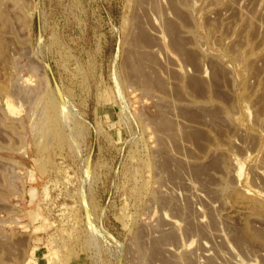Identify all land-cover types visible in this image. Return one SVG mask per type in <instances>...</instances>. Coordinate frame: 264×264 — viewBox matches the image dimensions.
I'll list each match as a JSON object with an SVG mask.
<instances>
[{"label":"rangeland","instance_id":"374dc122","mask_svg":"<svg viewBox=\"0 0 264 264\" xmlns=\"http://www.w3.org/2000/svg\"><path fill=\"white\" fill-rule=\"evenodd\" d=\"M0 264H264V0H0Z\"/></svg>","mask_w":264,"mask_h":264},{"label":"crops","instance_id":"0c3cea01","mask_svg":"<svg viewBox=\"0 0 264 264\" xmlns=\"http://www.w3.org/2000/svg\"><path fill=\"white\" fill-rule=\"evenodd\" d=\"M163 40V39H162ZM161 40V38L158 37H154V36H147L145 38H141L139 36H137L136 34H133L132 36V45H133V51H130L128 53L131 54H139L141 53L140 51H136V48H140V47H146L149 49L150 53H154L152 51H158L157 48H160V44L163 42ZM168 43V42H167ZM181 43L183 44V42L181 41ZM169 44V43H168ZM168 49L171 50V47H167ZM185 49V48H184ZM167 49L164 46V50H159L161 52H165ZM183 49L180 50V53H183ZM143 53V52H142ZM182 66V65H181ZM186 66V64H185ZM224 71V70H223ZM156 83L158 86H160V88L163 90L164 95H168V88H167V84H168V80L164 77H162L161 75H157V77H155ZM151 81V79H150ZM149 81V82H150ZM151 84H153V82H150ZM160 117H162L161 119L165 120V123L168 122V119L166 118V115L162 114ZM50 161V160H48ZM49 162L46 161H42L40 164L41 169H43L42 171L45 173V175L39 174L37 175L36 178H30V183L32 184L34 183H39V188H41L40 192L37 194V196H34L35 193H33V190H28L25 195H21L20 198L22 201H20L17 205L20 207L18 208V210L21 213V216H24V218L20 217V218H16L13 219L11 218V222L16 221L18 226L23 227L24 231H26L31 238L33 239V245H32V255H36L35 257H37L38 261H42L44 259H46V257H48L49 255V245H48V239L46 240L45 235L44 236H40V229L39 227L42 225L44 226L42 223V220H47V210H46V206L45 203L47 204V202L50 199V194L49 191L46 190V184L44 185L42 183L43 178L47 177V166ZM45 165V166H44ZM29 177V176H28ZM33 179L35 181H33ZM50 203V202H49ZM19 220V221H18ZM51 253V252H50Z\"/></svg>","mask_w":264,"mask_h":264},{"label":"water","instance_id":"95a60500","mask_svg":"<svg viewBox=\"0 0 264 264\" xmlns=\"http://www.w3.org/2000/svg\"><path fill=\"white\" fill-rule=\"evenodd\" d=\"M53 79H54L55 85L57 86L54 76H53Z\"/></svg>","mask_w":264,"mask_h":264}]
</instances>
